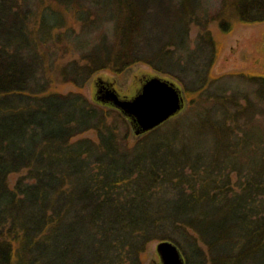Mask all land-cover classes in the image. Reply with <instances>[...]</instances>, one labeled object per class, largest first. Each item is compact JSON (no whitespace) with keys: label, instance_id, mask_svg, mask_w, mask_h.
<instances>
[{"label":"trees","instance_id":"obj_1","mask_svg":"<svg viewBox=\"0 0 264 264\" xmlns=\"http://www.w3.org/2000/svg\"><path fill=\"white\" fill-rule=\"evenodd\" d=\"M51 1L58 8L35 26L34 0H0V264H142L162 239L186 264H264V76L244 92L213 76L209 29L263 22L264 0H220L213 13L208 0ZM61 48L77 54L59 69L64 82L144 63L176 80L190 106L128 145L118 110L50 91ZM183 121L214 143L189 145ZM90 129L97 141L72 140ZM21 170L31 181L11 189L8 174Z\"/></svg>","mask_w":264,"mask_h":264},{"label":"rangeland","instance_id":"obj_2","mask_svg":"<svg viewBox=\"0 0 264 264\" xmlns=\"http://www.w3.org/2000/svg\"><path fill=\"white\" fill-rule=\"evenodd\" d=\"M35 5L32 6L34 10V15L32 16V25H37L39 21V13L42 9L46 7H52L54 9L58 8L55 3L51 0H34ZM33 2V3H34ZM220 0H208V8L211 13L219 9ZM60 9V8H59ZM228 14H231L228 12ZM67 26H71L75 32L79 30V23L74 19V16L71 13H66ZM63 28H58L54 32H59L64 30ZM198 26L192 24L190 27L189 38L191 47L194 44L196 34L198 32ZM209 29L219 44V53L212 67V75L215 77H221L224 83L234 88L238 91H243L240 88L246 90L254 87L250 80L252 75H261L264 76V21L258 23H241L234 21L232 24V30L228 33L222 32L216 21H213L209 24ZM62 44H65L63 41ZM72 49L71 47H67ZM58 59H56L52 65V68L48 71V78L50 79V91H57L60 93H67L70 91H79L82 93L86 99L93 104L95 103L98 106H101L104 109H111L112 111L117 110L108 103H101L96 100V92L100 85V80L106 83H111L112 87L122 98H130L136 94L140 89L142 82L145 78H148L152 75H158L173 81L181 90L184 95V106L180 112L176 115L169 118L166 122L174 119L175 116H178L183 112L184 109L190 106L188 96L185 95L181 85L176 81L171 79L168 76H164L155 72L150 66L144 63H136L126 68L120 73H114L109 70H100L94 73L90 79L82 86L77 87L71 82H64L61 80L59 75V69L64 65L68 60L77 58L76 52L70 50L65 51L63 48L60 49L58 53ZM242 73L241 77L245 78L244 80L238 78V74ZM248 80V81H246ZM255 88V87H254ZM244 92V91H243ZM242 102V101H241ZM189 105V106H188ZM115 114L110 115V119L115 118ZM124 118V117H123ZM260 118V117H259ZM125 119V118H124ZM128 123L127 119H125ZM208 123L202 122V129L205 130L207 134L210 127L209 123L212 121V117L209 114ZM120 122V121H119ZM262 125H264V117L260 119ZM181 128L187 133L190 134L189 145L196 144L198 140V128H189L188 123L183 121ZM119 131L123 135H126V140L128 145H132L141 135H135L131 130V127L124 126L121 122L119 124ZM87 137L93 141H97V133L95 130L90 129L85 132L80 133L79 135L72 138V140ZM203 140H198L199 143L202 142L203 145L209 144L212 145L214 142L213 137H202ZM26 170H21L19 172H11L7 176L8 186L11 189H14L15 184L18 179L24 178L26 181H31L29 178H26ZM231 180L234 182L236 180V175H231ZM158 240L150 241L141 254L142 264H160L159 257L157 255L155 246Z\"/></svg>","mask_w":264,"mask_h":264},{"label":"water","instance_id":"obj_3","mask_svg":"<svg viewBox=\"0 0 264 264\" xmlns=\"http://www.w3.org/2000/svg\"><path fill=\"white\" fill-rule=\"evenodd\" d=\"M96 100L117 109L135 135L166 122L182 110L185 101L182 90L173 81L158 75L145 78L140 89L130 98L120 97L113 87L101 83ZM155 249L160 264H186L180 248L172 240H158Z\"/></svg>","mask_w":264,"mask_h":264},{"label":"flooded vegetation","instance_id":"obj_4","mask_svg":"<svg viewBox=\"0 0 264 264\" xmlns=\"http://www.w3.org/2000/svg\"><path fill=\"white\" fill-rule=\"evenodd\" d=\"M100 82V84L102 83V84H105L106 86H108V87H112V84L111 83H106V82H103V81H99Z\"/></svg>","mask_w":264,"mask_h":264}]
</instances>
